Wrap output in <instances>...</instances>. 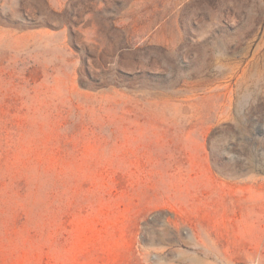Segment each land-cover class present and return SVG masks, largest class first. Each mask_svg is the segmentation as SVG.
<instances>
[{"label":"rangeland","instance_id":"rangeland-1","mask_svg":"<svg viewBox=\"0 0 264 264\" xmlns=\"http://www.w3.org/2000/svg\"><path fill=\"white\" fill-rule=\"evenodd\" d=\"M0 264H264V0H0Z\"/></svg>","mask_w":264,"mask_h":264}]
</instances>
